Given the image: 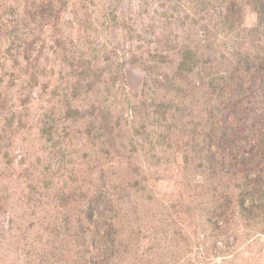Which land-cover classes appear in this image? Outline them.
I'll return each mask as SVG.
<instances>
[{
  "label": "rangeland",
  "instance_id": "rangeland-1",
  "mask_svg": "<svg viewBox=\"0 0 264 264\" xmlns=\"http://www.w3.org/2000/svg\"><path fill=\"white\" fill-rule=\"evenodd\" d=\"M214 1H222L221 9ZM229 1L49 0L41 7L45 0H0V264H68L54 254L60 237L51 222L66 215L67 202L60 199L74 181L91 192L102 188L108 217L117 219L111 231L99 203L93 225L108 236L98 247L104 264H264V183L247 187L244 207L254 208L240 214L237 202L218 197V186L230 175L214 181L197 166L207 148V125L223 114L234 122L221 106L230 91L226 70L237 62L231 53L258 48L250 37L259 40L251 30L260 1L243 0L240 9L233 5L240 17L234 32L207 12L212 7L215 15L224 14ZM205 17L212 23L205 25ZM27 40L35 42V57L26 62ZM60 42L71 49L68 55L89 62L88 71H100L93 90L76 94L72 106L79 115L71 118L64 114L63 96L76 80L75 70L65 56L53 54ZM182 49L191 50L196 65L177 77ZM151 65L154 77L146 72ZM117 68L122 79L111 84ZM92 108L104 112L103 126ZM239 113L233 130L243 123ZM240 128L228 131L236 147L249 138L248 149L264 138V127L255 135ZM181 129L184 135L194 129L193 147L177 155L166 142L157 144L162 137L180 139ZM105 142L121 147V161L130 157L140 171L109 165L115 159L104 153ZM186 153L194 159L184 166ZM136 175L148 181L139 178L134 188L140 193L132 195L122 183ZM240 179L232 180V190ZM114 183L126 191H113Z\"/></svg>",
  "mask_w": 264,
  "mask_h": 264
},
{
  "label": "trees",
  "instance_id": "trees-1",
  "mask_svg": "<svg viewBox=\"0 0 264 264\" xmlns=\"http://www.w3.org/2000/svg\"><path fill=\"white\" fill-rule=\"evenodd\" d=\"M259 1L261 9L260 14H257V27L253 28L251 33H253L255 36L259 35L260 41L255 40L248 35L250 37V41L254 42L258 48L248 45L246 50H244L245 52L243 55L239 54L238 52L234 54L231 53L232 57H237V62L232 68H227L228 70H226L225 73L228 77L227 87L229 85L230 91L228 96L225 97L221 102V106H223L222 112L227 111L229 114L233 115L234 122L232 123L229 121V115L223 114L222 118H217V120H213L207 125L205 129L207 131L203 137V142L206 144L207 148L201 149V161L203 163L197 165L199 169H205L208 172V177L214 178V181H219L218 178H226L230 175V178L225 182V184L218 186L221 189L218 197L222 198L221 202H225L227 200L230 202L231 200H233L232 202H237L240 214L243 211L250 212L252 211V208H254L253 206L246 209L244 207L246 200L244 195L247 194V187H250V185H259L261 188L262 184L264 183V169L261 167V165H264L263 136L261 138H256L257 145L253 143V145H250L248 149H245L246 144L248 145L250 143V139H243L245 144L242 147H236L234 140L235 138H230L232 134L228 132L229 130H233L234 124L236 125L235 122L237 118L234 117V114L238 112H240L239 117L243 120V123H239L236 128L234 127L232 133L235 134L238 126H241V131H247L251 135H255V133L258 134L256 131H262V128L264 127V0ZM221 2L222 1L217 3L214 1L212 6L221 9ZM242 2L243 0L229 1V5L227 8H225L224 14L221 13L218 15H215L214 11L216 10L210 7L209 10L212 14L208 10V16H214L218 25L223 26L225 29H227V31L234 32L240 23V17L233 5H235V7L238 6L237 8L240 9L243 5ZM45 3H48V6L51 4L49 0H45V2L41 4V7ZM62 6L63 5H60L61 9H58V11H62ZM203 6L208 7L209 3H204ZM43 10L49 11V7L44 8ZM197 15H200V12H198ZM203 20L205 23H207L205 25L212 23V21L206 17L203 18ZM205 28L204 30H206ZM207 33H209L208 30ZM243 41L244 39H242L241 42ZM26 45L27 46L25 48H22V58L27 62L30 57H35L33 56L35 53V42H28L27 40ZM182 50V59L179 60L176 66V71L174 72V76L177 77H181L182 74L185 73H191L196 65V62L192 60V57H190L192 55L191 50ZM52 51L53 54H56L55 56H65L68 60H70V67H73L76 72H73L72 75L73 77H76V80L70 83L71 86L70 89L68 88L69 91L63 96L65 99L63 102V107L65 109L64 114L66 118H71L75 115H79V110L72 106V103H74V101L77 99L76 94H78L80 91L88 92L93 90L95 88L96 81L100 77L98 73L100 71H95L93 68H90L91 70L88 71L90 67L89 62H87L82 56L74 58V56L68 55V53H72L71 49H69V51H65L63 42H60V45L52 47ZM222 58L225 59V56L222 55ZM162 59L166 58L162 57ZM118 68L115 71L116 74L111 75V84H115L119 79H122ZM146 68L148 75L154 77V74H152L151 70H154L155 66H146ZM155 81H157V78ZM147 82L148 80L144 83V86L147 85ZM96 111V109L92 108V112L90 114L94 118L98 117V124L103 126L104 124L102 122L105 120L103 117L104 112H102V109L99 113L97 111L98 115L95 117L94 115L96 114ZM222 124H224V126ZM184 127H186L185 129L187 131L189 124H186ZM40 131L42 134L45 132L43 129ZM112 132L113 129L107 132L109 141L112 138ZM177 134L178 137H181L180 139L169 138L166 141L167 138L162 137L159 142L157 141V144L160 143L164 145L166 142L165 146H171L174 150V153L178 155L184 148L193 147L192 145H194L197 141L194 138L196 136L194 134V129H192L191 132L188 131L185 135L184 131L181 129L177 132ZM112 147L113 143L111 144L110 142H105L106 151L104 153L115 159V161L112 160L109 165H112L114 169L122 165L125 170L133 168L134 172L136 173L140 171L139 167L132 163L130 157L127 158L125 163L121 161L123 159V151L121 150V147L120 149H114ZM211 147H214L215 150L212 151ZM113 153H115L116 156ZM184 156L185 157L182 160L184 166L187 165L191 159H194L193 157L188 156L187 153ZM229 159H231L233 165L230 163V168L226 170L223 168V165L224 162ZM95 165L97 164L95 163ZM252 172L256 174H254V179H250L249 174ZM236 176L241 177L238 186V193L236 192L238 191V188L232 190L234 187V185H232V180H236ZM208 177L203 178V182L209 180ZM119 178H121V181L124 179L123 176H120ZM139 178H143L145 182L148 181V179H146L147 176L142 175V177L137 176V178L132 177L131 180H126V182L122 183V185L126 189L131 190L133 193L132 195L139 194V189L134 188V186L136 187L139 185ZM117 179L118 178L115 177L113 179L114 182L118 181ZM119 182L120 181L117 183L120 184ZM117 183H114L116 184L115 186L113 184V191L114 189L118 190V192L120 190L126 191L124 188H121L120 185L117 186ZM65 188L67 191H62L63 196L62 199H60V202H67V207L64 209L66 215L62 218L59 217V219L55 216L51 222V228L55 238L60 237V239L57 240L59 242L58 249H54V254L62 256L63 261H68V264H104V259L100 256L98 247L101 244V240H104L108 236L104 237L103 235H100V230L97 227V224L95 226L93 225L96 218V213H98L97 211L99 209V203L104 205L102 211L99 212V214L106 216V222L107 225L111 227V231L114 229L113 222L115 220L117 221V219H114V215L108 217L110 207L106 205V202L103 201L104 199L102 200L100 196L102 188L100 190H92L91 192L90 188L89 190H85L87 188H85L82 183L79 185L76 181L73 183L69 182ZM57 207L58 206L54 208L57 209ZM82 209L86 210V215L83 218L81 216ZM222 216L224 215L219 214L218 217L222 218ZM110 232H108V235ZM105 235H107V233ZM64 247H66V249ZM87 255L88 257H86Z\"/></svg>",
  "mask_w": 264,
  "mask_h": 264
}]
</instances>
